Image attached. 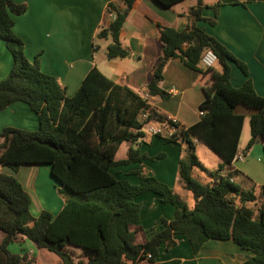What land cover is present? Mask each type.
<instances>
[{"label":"trees","instance_id":"obj_1","mask_svg":"<svg viewBox=\"0 0 264 264\" xmlns=\"http://www.w3.org/2000/svg\"><path fill=\"white\" fill-rule=\"evenodd\" d=\"M122 9L108 6L115 18L96 37L110 39L106 49L108 60L128 56L120 46L119 33L136 0H120ZM163 8L186 0H155ZM188 10V23L181 31L158 28L157 40L163 56L153 78L146 85L149 96L165 98L158 88L162 72L171 59H179L189 70L210 73V86L204 89L205 99L199 105V120L181 130L180 142L187 160H178L177 177L194 201L188 209L166 185L138 171L139 182L132 185L111 174L118 166L141 162L138 150L130 147L127 159L116 160L122 143L134 144L143 137L138 115L149 111L147 99L126 86H120L92 67L71 97L54 76L40 69L39 56L28 61L24 44L13 33V17L22 15L26 7L14 0H0V40L11 55L12 67L0 81V111L11 104L27 105L38 119L35 131L4 128L0 132V166L16 172L22 165L48 166L59 195L64 197L61 211L52 216L41 211L33 217L30 198L12 176L0 173V264H31L26 254H14L8 249L23 239L38 249L56 255L61 264H139L152 262L158 248H170L173 238L185 235L193 253L209 240H230L251 254L241 264H264V215L258 219L244 207H236L231 195L240 201H254L253 187L241 190L230 179L239 175L231 171L220 176L230 166L237 153L244 120L248 119L250 138L244 152L260 141L264 149V97L257 96L247 79L239 88L230 83V63L247 77L243 63L235 59L216 39L196 26L199 21L215 25L222 5L263 2L264 0H217L209 5L194 0ZM213 16L205 19L202 11ZM210 50L217 57L220 73L201 65V56ZM166 121V118H163ZM165 142L177 143L166 139ZM194 141L209 148L221 163L208 173L211 184H202L192 177L194 167L201 168L194 154ZM163 157L157 156L153 159ZM202 169V168H201ZM145 192L160 197L174 207L168 222L161 220L159 231L147 236L139 221L140 206L135 198ZM264 196V185L259 187ZM141 234V235H140ZM138 235L140 237L138 238ZM81 251L76 258L69 248ZM150 255V258H147Z\"/></svg>","mask_w":264,"mask_h":264},{"label":"crops","instance_id":"obj_2","mask_svg":"<svg viewBox=\"0 0 264 264\" xmlns=\"http://www.w3.org/2000/svg\"><path fill=\"white\" fill-rule=\"evenodd\" d=\"M203 1L209 5L217 2ZM14 2L24 4L26 7L22 15L13 17L12 28L13 33L24 44L26 59L32 61L38 55L41 71L54 76L65 88L67 97L75 93L92 67H96L115 84L128 87L140 97L142 93H147L146 85L153 78L154 70L163 56V49L157 40L158 28L181 31L188 23V10L195 5L194 0H186L188 3L181 8L176 4L167 9L155 0H136L119 33L120 46L128 52V56L108 60L106 49L111 40L98 39L96 35L111 21L107 11L109 4L121 10L123 6L120 0H14ZM202 16L209 19L213 14L211 10L205 9ZM196 26L216 39L235 59L245 65L247 77L230 63L231 85L239 88L249 79L256 95L264 97V1L251 3L240 1L237 5H222L215 25L199 21ZM0 58V79H3L12 67V58L1 40ZM210 69L215 74L220 73L218 64ZM210 84V73L191 71L179 59L169 60L158 83V88L166 97L148 95L150 116L147 125L143 127V137L132 145L122 143L115 154L116 160H125L132 147L138 150V156H144L146 159L115 167L110 171L111 174L119 180L136 185L139 182L136 173L141 170L145 175L153 177L171 189L188 209L192 208L193 198L191 206L188 203L189 196L177 177L178 160L182 158L184 146L180 141L169 143L164 141L163 136H152L147 132V128L159 127L164 123L163 118L167 117L176 118L183 129L196 123L200 117L199 105L205 99L204 89ZM245 122L248 123L247 118L243 122L237 153L243 154V160L239 162L244 163L249 157L253 165L246 167L237 165L238 161H232L230 166L225 167L218 175L226 176L231 171H237L239 175L232 177L231 181L234 184L241 182V186L238 187L244 191L253 187L254 201H240L234 194L231 195V199L236 207L248 209L256 220L260 216V211L264 215V196H260L259 193V187L264 185V149L260 141H257L244 152L250 138L249 128L248 136L244 137ZM7 127L35 131L38 119L26 104L16 102L0 111V132ZM194 144V154L198 147H206L199 141H194ZM160 155L163 157L150 160ZM215 161V165L210 168L202 167L200 163L199 165L208 174L214 172L221 163L219 158ZM0 173L14 177L21 184L31 201L30 213L32 209L35 210L34 215L31 213L33 217L38 216L41 211H46L52 216L61 211L65 199L58 194L57 185L50 175L48 166L45 168L41 165H22L16 172L0 166ZM195 173L193 168L192 177ZM196 178L199 181V178ZM211 183L212 179L208 176L207 181L202 184ZM44 187L45 190L39 191V188ZM135 202L140 206L139 221L147 236L160 230L162 219L169 222L174 216V207L162 203L160 197L152 192L137 196ZM249 204L255 207L252 209ZM2 237L0 232V241ZM173 240L174 244L170 248L164 245L158 248L151 263L143 261L139 264H241L251 256L230 240L206 241L197 253H193L185 235H177ZM13 244L18 247L14 249L8 247L9 251L14 254H26L32 259L31 264H61L56 255L36 248L28 240L23 239L22 243ZM69 250L76 258H81L80 250L71 247Z\"/></svg>","mask_w":264,"mask_h":264},{"label":"built area","instance_id":"obj_3","mask_svg":"<svg viewBox=\"0 0 264 264\" xmlns=\"http://www.w3.org/2000/svg\"><path fill=\"white\" fill-rule=\"evenodd\" d=\"M109 17L112 21L115 18L114 13H109ZM200 63L205 68H211L213 65L217 63V57L210 50H206L201 56ZM141 97L143 99H147L148 94L142 93ZM149 116H150L149 111H144L138 115V122L142 124L141 132L144 129L143 127L147 125ZM181 130H183V128L180 126L178 120L173 117H167L166 121L159 127L147 128V132L152 136H163L166 139H173L176 141H180ZM242 160H243V154L236 153L232 161L239 162ZM150 257H151L150 255H147V258H150Z\"/></svg>","mask_w":264,"mask_h":264},{"label":"rangeland","instance_id":"obj_4","mask_svg":"<svg viewBox=\"0 0 264 264\" xmlns=\"http://www.w3.org/2000/svg\"><path fill=\"white\" fill-rule=\"evenodd\" d=\"M188 2H186V1H183V2H180V3H178L177 5H178V8H181V7H183V6H185L186 4H187ZM1 42H3V41H1ZM101 44H102V42H100ZM4 44V43H3ZM11 56V55H10ZM1 59V58H0ZM0 74H1V70H0ZM8 75V74H7ZM7 76H5L3 79H0V81H3L5 78H6ZM248 123L247 122H245V125H244V137H246V136H248ZM203 148H205V149H203ZM198 147L197 148V150H196V152H195V156L197 157V160H198V163H200V165L203 167H211V166H214L215 165V163H216V159L218 158V157H216L215 155H214V153L211 151V150H209L208 148H206V147ZM182 157H183V159H185V160H187V154L185 153V150L183 149V155H182ZM252 160L248 157V160L246 161V162H237V165H246V167H251L253 164H252ZM45 168H46V166H44ZM194 169H195V171H196V173L194 174V176H193V178H195V179H197L196 177H198L199 178V181L200 182H202V183H204V182H206L207 181V179H208V174L205 172V170L203 169H199L198 167H194ZM42 170V169H41ZM40 179V178H39ZM212 179V178H211ZM49 180V179H48ZM46 183H48L49 184V182L47 181ZM241 183V182H240ZM240 183H236L235 185H237V186H241V184ZM45 185V184H44ZM41 190H45V187L42 189V188H39V191H41ZM45 192V191H44ZM43 192V193H44ZM42 193V194H43ZM186 193L188 194V196H189V199H188V203H189V205H191L192 206V197H191V195H190V193L188 192V191H186ZM239 200L241 199V196H236ZM184 201H185V199H183ZM250 205V207L253 209L254 207H255V205H253V204H249ZM191 206H189V207H191ZM46 207H48V206H46ZM31 213L34 215V213H35V210H31ZM15 247H18L17 245H15V244H12V245H10L9 246V248H12V249H14Z\"/></svg>","mask_w":264,"mask_h":264}]
</instances>
